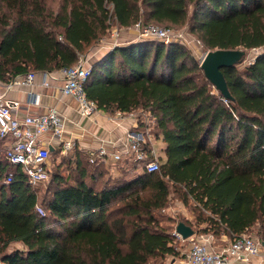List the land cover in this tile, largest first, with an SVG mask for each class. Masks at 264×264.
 Segmentation results:
<instances>
[{"label":"trees","instance_id":"trees-1","mask_svg":"<svg viewBox=\"0 0 264 264\" xmlns=\"http://www.w3.org/2000/svg\"><path fill=\"white\" fill-rule=\"evenodd\" d=\"M53 1L0 0L2 82L78 64L111 20L121 27L187 24L209 50L264 46V0ZM222 71L233 99L214 87L184 43L151 38L107 50L92 64L87 95L105 112L151 113L153 133L165 143L160 169L97 189L86 181L89 166L98 177L108 162L91 163L76 146L59 163L50 160L45 214L24 174L16 170L5 181L12 166L0 139L1 263L155 264L181 255L174 227L158 213L173 192L194 205L203 233L232 240L259 225L263 237L264 51ZM72 170L79 173L74 182ZM14 243L21 246L11 249Z\"/></svg>","mask_w":264,"mask_h":264},{"label":"built area","instance_id":"built-area-1","mask_svg":"<svg viewBox=\"0 0 264 264\" xmlns=\"http://www.w3.org/2000/svg\"><path fill=\"white\" fill-rule=\"evenodd\" d=\"M143 38L153 37L165 42L173 41L177 36L170 27L158 24H136ZM118 45V44H117ZM116 46V44L114 45ZM113 46V47H114ZM92 72V65L87 63V58L81 57L78 64L63 68L58 71L44 72L43 84L50 85L49 79L60 80L61 92L64 96H70L76 100L83 117H90L95 113L102 112L97 102L90 99L86 92V83ZM36 71L17 75L9 82L0 80V139L4 140L5 148L3 156L12 166L8 172L6 182H12L16 170L24 174L32 184H40L48 181L51 177L52 153L50 149L52 139L58 137L61 143L56 150L61 154H68L77 146L75 141L63 138L65 131V117L57 106H48L38 114H25L20 116L15 110L18 102L8 98L4 87L11 88L31 86L36 80ZM34 103L40 104V98L36 95ZM125 117L136 118L133 129L127 133L128 145L123 151L110 152L105 146L89 149L86 153L91 163L100 164L110 160H120L124 154L131 155L139 162L142 172H156L161 166V154L156 147L157 139L150 133L149 114H144L141 119L135 112L121 113ZM119 117V116H117ZM125 117H119L124 119ZM142 125V129L139 127ZM41 214H45L42 207L38 206ZM176 233V232H175ZM177 236L182 237L178 233ZM190 239L191 245L187 252L188 264H226L237 262L240 264H256L255 257L263 253L264 236L242 233L236 236L226 246L218 249L213 248L214 236L211 233L194 234Z\"/></svg>","mask_w":264,"mask_h":264},{"label":"rangeland","instance_id":"rangeland-1","mask_svg":"<svg viewBox=\"0 0 264 264\" xmlns=\"http://www.w3.org/2000/svg\"><path fill=\"white\" fill-rule=\"evenodd\" d=\"M51 4L56 6L58 2L49 0ZM160 26H165V27H170L174 30L175 40L173 41H178L181 43H184V45L190 50V52L195 56V58L199 61L202 62L203 58L205 57L206 53L209 51L201 40L198 38L197 35L192 33L189 30V26L187 24L183 25H166L163 23H158ZM155 39L153 37L146 38V39ZM141 39L143 40V37L141 36V31L137 28L136 25L130 26V27H121L114 20H111V27L108 30L107 34L98 42H95L94 44H91L86 47V50L84 53H82L81 57H89L90 61L94 60L96 56H98L101 52H105L107 50H110L113 48V46L116 44L118 45H123L129 42H133L135 40ZM145 39V38H144ZM159 40V39H158ZM165 42V41H164ZM171 42V41H168ZM165 42V43H168ZM115 47V46H114ZM264 51V46L260 48H255V49H249L246 52V55L244 57L243 62L239 64L240 68L244 67L245 65L249 64L252 62L258 54ZM90 64V63H88ZM149 114L146 111H143L142 109H139L135 111V114L133 116H139L141 119L144 117V114ZM109 117H125L126 115L120 114L119 112H106ZM128 116H131L127 114ZM149 121H150V133L151 135L157 139L156 147L159 150L160 154H163V146H162V139L156 138L157 136L154 135L153 131L155 130V123H154V118L152 115H149ZM61 153H56L52 155V160L55 161L56 163H59L61 161ZM128 155L124 154L123 157L120 160H110L108 164L106 165V168H104V171L102 174H99L98 177H93L92 176V167L89 166V175L86 176V181L89 183H93L95 185V188L100 189L105 187L108 184H113L119 180H126V179H131L133 178L134 174H137L142 172L140 169L133 168V161L127 159ZM50 158V159H51ZM51 162V161H50ZM68 171L66 170V174ZM73 178L72 182L75 181V179L79 178V173L77 171H73ZM50 182H51V177L48 181L44 183H40L38 185H34L37 189V192L39 194V206L43 207V209L46 211V201L51 197V191L50 189ZM47 199V200H46ZM159 215L163 218V222L165 224H171L174 229L176 230V226L178 222L181 219H188L195 230V234H201L203 233L202 228L206 226V223H197V218H196V211L194 209V205H185L183 201L178 197V194L172 193L171 198L167 204V206L160 211H158ZM247 234L250 235H257L260 236L262 234V230L260 229L259 225L254 226L251 228ZM196 237H190L189 239H184L182 237L177 236V246L179 250L182 253L187 254L190 248V239H194ZM223 238V235L217 236V238H214V242L216 240V244L221 243V239ZM230 242H225L226 246ZM21 245L19 243H14L11 245L12 248L20 247ZM172 257V255H169L164 258H158L155 262V264H164L167 263L168 260ZM0 264L1 260H0Z\"/></svg>","mask_w":264,"mask_h":264},{"label":"crops","instance_id":"crops-1","mask_svg":"<svg viewBox=\"0 0 264 264\" xmlns=\"http://www.w3.org/2000/svg\"><path fill=\"white\" fill-rule=\"evenodd\" d=\"M105 52H101L92 62L89 57H86L87 63L92 65L100 59ZM44 77V72H37L35 83L31 86L11 88L9 90L4 87L6 96L18 102L15 111L20 116L42 113L48 106L54 105L58 107L65 117L63 138L75 141L80 150L87 152L89 149L98 148L101 145L105 146L110 152L124 151L127 148V133L130 129L134 128L136 118L125 117L121 119L117 116L109 117L105 111L95 113L90 117H83L76 100L62 94V82L60 80L51 81V79H49L50 85L46 86L43 84ZM36 95L40 98V104L34 103ZM60 143L61 139L54 137L51 146L56 150ZM162 143L164 148V141H162ZM230 241L231 238L224 234L221 243L216 244L215 240L213 248H221L225 245V242ZM186 256L187 254L185 253L172 256L166 264H188ZM254 260L256 264H264V248L263 253L255 257ZM226 264L240 263L228 262Z\"/></svg>","mask_w":264,"mask_h":264},{"label":"water","instance_id":"water-1","mask_svg":"<svg viewBox=\"0 0 264 264\" xmlns=\"http://www.w3.org/2000/svg\"><path fill=\"white\" fill-rule=\"evenodd\" d=\"M245 55L246 50L242 48H217L209 50L201 62V68L203 69L206 77L212 82L214 87L228 99H233V96L230 92L228 82L222 68L240 64L243 62ZM50 149L52 151L54 150L52 146ZM175 232L181 235L184 239H189L195 234L193 227L184 221L178 222Z\"/></svg>","mask_w":264,"mask_h":264}]
</instances>
